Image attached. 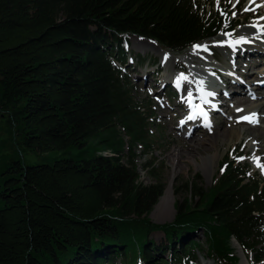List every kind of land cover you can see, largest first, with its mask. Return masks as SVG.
Listing matches in <instances>:
<instances>
[{
	"label": "trees",
	"instance_id": "16d2710c",
	"mask_svg": "<svg viewBox=\"0 0 264 264\" xmlns=\"http://www.w3.org/2000/svg\"><path fill=\"white\" fill-rule=\"evenodd\" d=\"M227 8L212 16L192 0H0V113L14 143L85 155L1 164L0 264H194L202 252L237 264L232 241L260 264L264 186L247 165L226 158L207 190L183 182L188 198L170 223L149 219L164 184L139 181L136 151L153 149V112L122 70L129 37L180 55L232 32ZM156 164L142 167L155 177Z\"/></svg>",
	"mask_w": 264,
	"mask_h": 264
},
{
	"label": "rangeland",
	"instance_id": "374dc122",
	"mask_svg": "<svg viewBox=\"0 0 264 264\" xmlns=\"http://www.w3.org/2000/svg\"><path fill=\"white\" fill-rule=\"evenodd\" d=\"M192 1L197 2L200 8L204 9L208 15L212 16L222 15L221 13L228 6L226 9L228 20L235 24L234 31L230 32L232 35L227 36L223 34L217 38V41L212 40L198 45L200 47L205 44L213 45L205 55L200 54L199 59L205 61V63L208 62L213 64L210 66L211 68L208 69L213 72V75L216 73L221 75L222 73L216 70L213 71L212 68H218L224 71V68H226L225 65L232 60L233 54L231 50L226 47L225 42L230 41L234 36L236 37L241 29L252 25L251 15L259 6L260 9L257 10V20L264 18V8H262V6H264V0H260L257 3H255L254 0H252V2H250V0H238V2L237 0H230V2L229 0H219V4H217V0ZM233 5H235V7H233ZM246 7L251 10L244 11ZM233 13H235V15H233ZM219 43L224 45L218 47ZM127 50L130 56L125 68L122 70L125 75H128L132 96L139 104L148 103L149 109L153 112V123L151 126V130L155 136L153 149L147 155H142L141 152L138 151L139 149L136 151L139 156L137 159V168L140 176L139 181L143 185H152L161 181L164 184L162 196L165 195L172 181V210L164 214V216L160 215L162 212L156 210L161 196L148 216L152 223L158 225L170 223L175 216L174 204L181 202L184 197L188 198V195H185L181 191V188H179L183 182L195 180L199 188L207 190L218 179L219 166L226 158L234 163L247 165L249 169L248 176L250 178H257L260 180L261 186H264V172H262L261 167H257L258 163L264 166V161L262 162V159H264V144L256 143L255 147L249 145L245 146L246 140L243 136L240 140L236 141L234 139L232 143L229 142L233 132L246 130L244 124L229 125L232 120H238V118L233 117L238 108L234 107L231 109L233 112L232 114L226 111V107L233 104V102L223 101L226 106L218 114L213 111V107H209L210 110L212 109L211 112L213 114V117H210L212 121L210 127L208 129L201 127L198 132H195L194 135L191 136V132H189L192 128L191 124H181V121L186 119V112L184 110L188 107L186 103L182 102L184 98H181V94L178 93L182 86L181 83L179 88L176 87V83H170L171 85L164 84V82L170 80L173 74H186L187 63L180 62V69H175L171 63L164 60V55L166 53H170L174 57L179 55L172 54L162 49L153 41L145 38L135 36L129 37ZM189 51H192V49H189L183 54H187ZM139 59H144V62L139 64ZM216 60L219 63H217ZM158 70V74L155 75V72ZM144 73L149 77L146 83L140 80V77H142ZM255 73L256 72H254V76L257 75ZM254 76L250 75L249 77ZM213 77L217 79L215 76ZM251 90L254 92L259 91L257 87ZM235 97L236 96H233V98ZM194 101L195 99L192 100L193 105ZM177 105L181 108H178ZM256 124L260 127H264L263 123L256 122ZM12 137L13 133L9 129L6 118L0 113V144H2L0 145V166L11 160H18L23 166H33L38 164H52L54 161L61 159L78 160L85 157L81 152L82 150L76 148H71L66 151L45 153L30 152L18 147L14 143V138ZM257 147L259 150L255 153L254 151ZM177 153L180 155H177ZM240 157H244V159H240ZM151 160L157 162L155 167L157 168L158 174H155V177L146 172L142 167ZM196 177H198V179ZM150 238L156 244L164 241V235L160 232L152 233ZM194 238L196 242H200V244H203V247H205L204 237L201 233L195 234ZM232 246L235 248L236 255L239 259L237 264L241 263L242 255L247 258L249 264H254V256L251 253H243L242 249L235 241H232ZM261 255L260 264H264V247ZM163 258L166 259L168 257L167 255H163ZM205 263L215 264L213 260L206 256V252L198 253V257L194 264Z\"/></svg>",
	"mask_w": 264,
	"mask_h": 264
},
{
	"label": "bare ground",
	"instance_id": "6f19581e",
	"mask_svg": "<svg viewBox=\"0 0 264 264\" xmlns=\"http://www.w3.org/2000/svg\"><path fill=\"white\" fill-rule=\"evenodd\" d=\"M254 1L255 3H257L260 0ZM259 7L256 8L255 12L251 15L252 25L241 29L238 32L237 36H234V38L231 39L234 40L243 37L244 39L248 40V43L238 45L235 51H233L232 48L228 47L227 44H225L226 47L231 50L233 57L231 58L232 60L229 61L227 65H225L226 68H224V71H222L221 75H219L218 73L215 74L217 79H214L207 74L210 73V70L208 69L211 68L210 66H212L213 64L208 62L205 63V61L199 59L200 54L205 55V53L210 50L209 48L213 47V45L211 44H205L204 46L202 45L199 49L195 50V53L192 49V51H189V53L182 54L177 57L172 56L170 53H166L164 55V60L171 63L175 69L179 68L180 62L187 63V73L183 74L187 77V80L181 81L182 86L178 91V93L181 94V98H184L182 101L183 103L189 105L188 100L185 99L188 95L189 90H191L192 92L191 103H193L192 100L195 99L194 104H196L197 102L204 103L201 99L204 93H215L214 96L205 97V99H207L208 101V103H204L205 108L203 111L205 113L207 112L208 114H206V118L213 115L211 112L212 109L210 110L209 107H213L215 109H213V111L218 114L223 108H225L226 105L225 103H223V101L226 100L233 102V104L226 107L227 113L229 112V114H232L233 112L231 111V109H233L234 107L243 109L242 112H237L236 110L233 117L238 118L239 120V118L242 116H250L252 114H255V121L264 124V19L257 20V10L260 9ZM262 8H264V6H262ZM223 45L224 44L219 43L218 47H221ZM205 47L207 48V51L203 50ZM216 62L219 63L217 60ZM254 72H256L255 74L257 75L254 76ZM250 75H253L254 77H249ZM178 76V73L171 75V78L168 81L169 83L165 84H175ZM197 76L201 78H196ZM148 78V75L144 73V75L140 77V80L146 83ZM201 81L210 85V87H207L204 84L201 85ZM201 87H203V93L200 91ZM255 87H257L259 91L254 92L253 90H251L252 88L255 89ZM233 96L236 97L233 98ZM177 107L181 108L179 105H177ZM184 111L186 112V119L183 121L182 125L187 123L191 124L192 128L190 127L191 130L189 131L191 132V136L194 135L195 132H198L199 128L201 127L205 129H208L210 127L211 123L203 125V122L205 121L204 116L198 114L192 120H189L187 119V117L193 114H188L187 109H185ZM209 113L211 114L209 115ZM238 120H232L229 125L233 126L244 124L246 130L233 132L232 138H230L229 140L230 143H232L234 139L236 141L242 139L243 136L246 140L245 146L249 145L251 147H255L256 143L264 144V127H260L256 124V122H237ZM258 150L259 149L257 147L254 152L257 153ZM177 155L180 154L177 153ZM263 161L264 159H262V162ZM171 183L172 181L170 182V186H168L165 195L160 198L159 203L156 206V210L162 212L160 213V215L162 216L172 210ZM241 259L242 260L240 264H249L245 256L242 255Z\"/></svg>",
	"mask_w": 264,
	"mask_h": 264
},
{
	"label": "snow or ice",
	"instance_id": "6c2138e0",
	"mask_svg": "<svg viewBox=\"0 0 264 264\" xmlns=\"http://www.w3.org/2000/svg\"><path fill=\"white\" fill-rule=\"evenodd\" d=\"M229 2H230V0H229ZM237 2H238V0H237ZM250 2H252V0H250ZM217 4H219V0H217ZM233 7H235V5H233ZM218 10H219V9H218ZM250 10H251V9L248 8V7H246V8L244 9V11H250ZM221 14L223 15L224 13L222 12ZM233 15H235V13H233ZM262 19H264V18H262ZM225 35H227V36H231L232 34H231V33H225ZM225 43L227 44L228 47L232 48L233 51H235L238 45L243 44V43H248V40H246V39H244L243 37H241V38L234 39V40H231V41H226ZM199 48H200V46H198V45H193L194 53H195V50H197V49H199ZM203 50L207 51V48L205 47ZM183 80H187V77L184 76L183 74H180V75L177 77V79H176V87H177V88H179L180 83H181V81H183ZM200 84L203 85V81H201ZM200 91L203 93V87H201ZM214 95H215V93H213V92H207V93H204V95L201 97V99L203 100L204 103H208V101H207V99H205V97H206V96H214ZM191 96H192V92H191V90H189V91H188V95H187V97L185 98V99L188 100V102H189V107L198 110V111H199V114H200L201 116H204V117L206 118V113L203 112V110L200 108L199 105H192V104H191ZM242 111H243V109H237V112H242ZM193 118H194L193 115H189V116L187 117V119H189V120H191V119H193ZM240 121H246V122H248V123H255V122H256V121H255V114H252V115H250V116H242V117L239 118V120H238L237 122H240ZM181 124H183V121H181ZM240 159H244V157H240ZM257 159H258V158H257ZM257 167H261V168H262V172H264V166H261V165L258 163V164H257Z\"/></svg>",
	"mask_w": 264,
	"mask_h": 264
}]
</instances>
